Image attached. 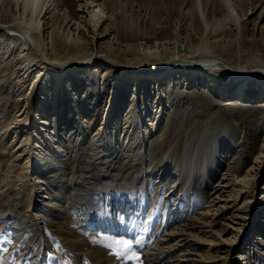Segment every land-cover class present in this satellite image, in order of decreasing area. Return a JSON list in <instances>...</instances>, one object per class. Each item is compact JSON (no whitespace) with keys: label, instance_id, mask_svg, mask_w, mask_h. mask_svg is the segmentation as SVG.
<instances>
[{"label":"bare ground","instance_id":"obj_1","mask_svg":"<svg viewBox=\"0 0 264 264\" xmlns=\"http://www.w3.org/2000/svg\"><path fill=\"white\" fill-rule=\"evenodd\" d=\"M134 19L142 26L140 35L133 27ZM12 40L20 41V45L15 46ZM0 47L2 61L10 66L19 82L14 94L17 96H14V110H10V117L2 127L7 135L0 141L8 150V154L2 156L9 159L8 179L13 181L14 178L21 186L32 182L34 199L48 198L43 193L50 186L40 176L47 179L51 172L66 164L65 159L54 155L55 152L45 153L48 142H54L65 126L73 122L83 128L96 123V135L103 136L113 122L115 129L122 126L121 131L128 133L140 117L145 132H159V137L151 143L156 151L148 154L154 158L156 152L167 155L168 145V151L177 147V139L168 141V137L179 136L186 124L194 126L196 120L214 124L219 120L221 123L214 127L223 125L227 129L232 124L225 115L244 104L243 101H253L251 104L258 105L257 109L264 112V0H0ZM101 61L114 68L115 81L106 105L104 100L102 118H99L100 111L95 108L90 115L86 106L88 100L81 106L79 102L77 108L71 80L76 85L85 83L78 74L86 65L92 70L102 64ZM97 72L99 69L90 71L88 78L96 79L100 74ZM105 75L106 86L110 79L108 73ZM172 77L176 85L204 89L197 92L198 100L176 110L169 122V100L173 91L171 86L168 90L162 86ZM129 85H132L130 89ZM104 90L107 89L103 86ZM122 93H128L123 97L129 96L126 101L130 100V109L125 111L128 115H124V120L123 116L120 118L126 121L119 125L114 114ZM211 96L218 99L211 101ZM94 100L101 102L100 97ZM119 103L122 107V102ZM65 108L70 112L68 118L62 113ZM86 115L90 120L96 116L95 121L83 119ZM165 119L174 131H157ZM242 122L239 132L244 135L245 157L249 156L246 152L252 151L247 168L232 164L222 173L212 186L210 204L201 216L172 228L162 240L176 238L173 244L147 251V264H158L166 256L170 258L164 264H219L221 259L224 260L221 264H252L254 256L261 258L259 251L264 247V116L261 127L254 131L251 118ZM188 169L192 173L193 168L188 166ZM102 188L103 185L97 184L95 190L99 193ZM31 201L27 199V204ZM92 211L89 221L93 228L102 208L94 206ZM0 216L5 220L8 217L4 211ZM250 220L257 222L256 225ZM225 221L240 227L230 226ZM105 223L98 229L108 230V225H113V222ZM198 223V232L219 224L223 233L231 230L233 240L227 248H223L226 246L223 240L204 244L197 233L191 231L199 228ZM247 223L249 227L244 229ZM257 227L259 236L248 246ZM240 241L244 244L240 245ZM202 245L210 252L208 257L197 252ZM237 249L240 252L231 257ZM177 251L179 254L172 258Z\"/></svg>","mask_w":264,"mask_h":264},{"label":"rangeland","instance_id":"obj_2","mask_svg":"<svg viewBox=\"0 0 264 264\" xmlns=\"http://www.w3.org/2000/svg\"><path fill=\"white\" fill-rule=\"evenodd\" d=\"M133 27L139 31L138 35H140L142 26L137 24L136 19L133 20ZM12 42L15 46L20 45V41L12 40ZM21 47L23 46H20V49ZM1 55L0 140L6 139L7 134L2 127L10 117L9 112L14 107V99L17 97L14 94L19 88L18 78L12 73L10 66H6L2 61ZM108 65L109 63L103 61L99 66H94L92 70H90V65H86L78 74L84 78L85 83L78 82L76 85L72 84L73 80H71V86L75 88L73 97L77 98V108L79 102L81 106L84 100H88L86 106L90 109V115L94 114L95 108L100 111L99 118H102L104 100L106 105V99L115 81L114 68ZM96 69H99L97 72L100 73L99 76L96 79H89L90 71ZM106 73L109 74L110 84L105 86ZM3 76L5 79L2 78ZM173 79L174 77L162 86L165 90L170 89L171 86V91H173L172 98L169 100L171 101V111L168 112L169 122L176 110L187 107L191 101L198 100L197 92L200 93L204 89L202 86L176 85ZM103 86L107 90L103 91ZM131 87L132 85H129L127 88ZM127 88L125 90H128ZM124 95L128 93H122L115 104L114 119L115 122L119 121V125L126 121V119L123 121L124 115H128L125 111L130 109V100L126 101L129 96L124 99ZM82 96L86 97L82 98ZM96 97H100L101 102H95ZM210 99L214 101L218 98L211 96ZM119 102H122V107H119L121 105ZM243 103L225 115L232 124L229 123L230 126L227 129L223 125L214 127L221 123L219 120L214 124H202L196 120L197 123L194 126L184 125L179 136L176 134L168 137V141L177 139L178 145L175 149L168 151L167 148H170L168 145L165 148L167 155L156 152L157 155L154 158L149 157L148 154L156 151L151 143L153 144L154 139L159 137L157 136L159 132H145L146 129L140 117L136 122L134 118L135 123H132L136 126L131 125L133 129L130 128L128 133L121 131L122 126L118 127L119 130L115 129L113 122L103 136L96 135V123L89 125L84 123L88 125L87 128L77 126L76 122L69 126L64 125L65 129L60 132L62 134H55L57 138L54 142L52 141L53 144L49 141L45 149V153L55 152L54 155L59 159H65L66 162L64 167L51 172L47 179L40 176V179L50 186L49 190L43 193L48 197L45 200L42 197L34 199V194L31 192L32 182L21 186L14 181V178L13 181L8 179L9 159L2 156L8 154V150L0 141V215L4 211L8 216L6 220L1 219L2 216H0V262L2 264H147V253L152 248H166L173 244L176 238H171L167 242L162 240L172 228L183 226L186 222L188 224V220L201 216L204 208L210 204L209 193L212 191V186L217 178L216 181L219 180L222 173L227 171L232 164H239L244 170L247 168L248 157L252 151L250 150L251 153H249L247 150L246 154L249 156L245 157V148L242 147L244 135L239 132V128H242V121L246 122V118H251L254 121L252 130L258 129L261 127L264 112L257 109L258 105L251 104L254 103L253 101H243ZM67 109H63L62 113L68 118L70 112ZM122 116L123 120H120ZM95 117L92 120L90 116L83 117V119L95 121ZM54 119L52 124L55 123ZM162 129L174 131L175 128H171L165 119L157 131H162ZM188 166L193 168L192 173ZM35 176L39 175L35 173ZM45 182L44 187L47 186ZM97 184L103 185L99 193L95 190ZM29 198L33 201L27 204ZM94 206L102 208L95 222L97 228H92L89 221ZM95 216L97 217V214ZM107 221L113 222L112 226L108 225L110 227L108 230L98 229L100 224L103 225L104 222L108 224ZM237 221L243 222L244 220ZM249 222L252 223L254 220ZM225 223L240 227V225H231L229 221ZM256 223L253 224L256 225ZM247 225L244 229L249 227ZM197 226L199 228L191 231L197 233L198 238H201L204 244H208L210 240L216 243L223 240L222 242L226 245L223 248H227L233 240L230 238L231 230L226 229L227 232L223 233L219 229V224L204 228L203 231L207 232H198L200 223ZM258 234L257 227L251 241H248V243L251 242L248 246L254 243V237L259 236ZM109 238L131 240L132 248L125 255L134 253L137 258L118 259L110 252L108 245L112 244V239ZM239 244L243 245L244 242L240 241ZM204 246L206 245H202L197 252L208 257L210 252ZM113 249L122 250L115 245ZM239 252L240 250H235L231 257ZM178 254V251L173 253L172 258ZM259 255L261 258L253 257L252 264H264V247L260 249ZM169 258L166 256L158 264H164L163 262ZM222 262L224 260L221 259L219 264Z\"/></svg>","mask_w":264,"mask_h":264},{"label":"snow or ice","instance_id":"obj_3","mask_svg":"<svg viewBox=\"0 0 264 264\" xmlns=\"http://www.w3.org/2000/svg\"><path fill=\"white\" fill-rule=\"evenodd\" d=\"M112 239V244L108 245L111 254H114L118 259H126V260H132V259H136L137 257L135 256V254H131V255H125V253L128 252L129 249L132 248V241L128 240V239H117V238H109ZM113 245L118 246L119 249L122 250H115L113 249ZM0 264H2V262H0Z\"/></svg>","mask_w":264,"mask_h":264}]
</instances>
